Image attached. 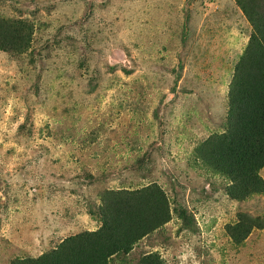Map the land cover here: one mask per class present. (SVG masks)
I'll return each instance as SVG.
<instances>
[{
    "label": "rangeland",
    "instance_id": "rangeland-1",
    "mask_svg": "<svg viewBox=\"0 0 264 264\" xmlns=\"http://www.w3.org/2000/svg\"><path fill=\"white\" fill-rule=\"evenodd\" d=\"M0 21L29 33L0 50V264L96 230L104 191L151 183L170 220L111 264H264V194L230 199L194 155L226 130L253 34L235 0H0ZM240 215L263 226L236 245Z\"/></svg>",
    "mask_w": 264,
    "mask_h": 264
},
{
    "label": "trees",
    "instance_id": "trees-1",
    "mask_svg": "<svg viewBox=\"0 0 264 264\" xmlns=\"http://www.w3.org/2000/svg\"><path fill=\"white\" fill-rule=\"evenodd\" d=\"M253 34L234 67L227 96L226 130L212 134L195 149V158L227 182L232 200L243 201L264 194V10L257 0H235ZM23 21H0V50H27L29 33ZM101 225L66 237L53 250L36 258L16 259L11 264H111L128 255L134 246L170 220L168 200L151 183L136 190H108L101 194ZM184 212H181V216ZM258 220L240 215L226 226L236 245L251 231L262 228ZM138 264H164L157 254L140 257Z\"/></svg>",
    "mask_w": 264,
    "mask_h": 264
}]
</instances>
